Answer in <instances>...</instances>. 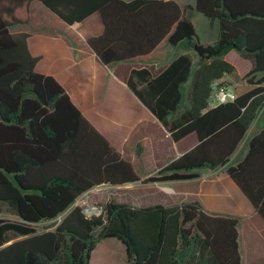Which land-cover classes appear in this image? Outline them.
I'll return each mask as SVG.
<instances>
[{
	"label": "trees",
	"instance_id": "1",
	"mask_svg": "<svg viewBox=\"0 0 264 264\" xmlns=\"http://www.w3.org/2000/svg\"><path fill=\"white\" fill-rule=\"evenodd\" d=\"M32 1L0 0V204L18 217L0 218V264H89L98 243L111 239L124 246V264H245L243 220L207 214L198 201L133 207L110 198L90 217L74 204L105 185L187 182L224 169L264 223V127L231 160L264 105V0H182L219 30L208 45L174 0H38L69 26L97 13L102 32L86 43L104 66L146 57L163 42L183 51L158 76L131 70L127 80L173 143L197 138L143 178L52 76L34 71L28 34L10 32L28 24ZM231 51L253 59L242 78L252 87L208 108L212 84L234 72L225 60ZM59 217L53 231L37 232ZM9 234L23 238L4 246Z\"/></svg>",
	"mask_w": 264,
	"mask_h": 264
},
{
	"label": "crops",
	"instance_id": "2",
	"mask_svg": "<svg viewBox=\"0 0 264 264\" xmlns=\"http://www.w3.org/2000/svg\"><path fill=\"white\" fill-rule=\"evenodd\" d=\"M174 1L183 7L186 0ZM182 16L193 22L200 34V40L205 45L218 40L219 30L212 31L213 24L202 20L187 7H183ZM10 32L28 34V51L31 56L38 58L34 71L41 75L52 76L63 87L82 115L124 159L133 165L141 178L149 171L148 167L154 166V169H158L168 160L178 157L196 144L197 138L193 134L178 143H173L161 123L127 85L131 70L146 69L154 78L183 51L174 49L163 42L146 57L104 66L86 43L87 38L97 36L102 32L99 15L94 13L83 22L69 26L38 0L30 3L28 24L14 26ZM242 58L249 61L247 72L253 67V59L251 57ZM195 61L196 58L193 57L194 64ZM219 81L228 82L236 95L252 87L246 89L248 86L232 79L231 74L225 75ZM185 96L189 98V94ZM263 127L255 131L250 129L248 136L239 145L242 147L243 154L247 150L249 139ZM168 145L175 147L176 151H168ZM137 146L141 148L139 159L135 155ZM131 147H133L134 159L131 157L132 152L129 151ZM145 160L152 162L144 165ZM201 171L197 179L187 182L151 183L147 185L154 186H149V188H145L147 185L141 183H131L125 186L133 189V186L138 184L141 187V190H138L141 191L140 196L138 199L137 196L135 197L132 206L139 203V207L157 204L169 207L198 201L207 214L241 218L243 222L239 233L243 246L248 248L251 245L259 246L262 243L264 245V223L225 170ZM149 189L157 195L154 201L146 196L150 194ZM78 199L74 205H79ZM144 202H151V204ZM0 218L18 221L15 212L1 204ZM59 220L60 217L57 220L40 222L35 226L36 230L38 233L53 231ZM9 235L10 241L4 246L23 238L13 234ZM104 241L98 243L97 246L102 245ZM107 253V249H104L103 264L112 263L113 254L108 255Z\"/></svg>",
	"mask_w": 264,
	"mask_h": 264
},
{
	"label": "rangeland",
	"instance_id": "3",
	"mask_svg": "<svg viewBox=\"0 0 264 264\" xmlns=\"http://www.w3.org/2000/svg\"><path fill=\"white\" fill-rule=\"evenodd\" d=\"M185 7H187V2L184 4ZM225 60L233 64L235 67L234 72L231 74L232 79L245 83L248 87L246 89H249L250 85L247 83L246 80L242 79L243 76L246 73V69L249 65V61L244 60L242 56H240L238 53L235 51L229 52L225 56ZM227 85H229L228 82H226ZM189 91V85H185V92ZM186 99V96L184 95V101ZM186 105V103H185ZM262 110L257 116V119L255 123L252 125L250 129H253L255 131L259 127L264 126V105L261 108ZM250 131V130H249ZM248 131V133H249ZM247 133V136H248ZM243 144V143H242ZM169 147L167 150H171L172 152H175L176 149L175 147H172L168 145ZM173 149V150H172ZM133 147L129 149L130 152H132L131 157L134 159V152L132 151ZM242 151V152H241ZM243 154L242 147L239 146L238 151L233 155L232 160L236 161L239 160ZM133 161V160H132ZM134 162V161H133ZM152 161H144L143 164L146 165L147 163H151ZM153 165V164H152ZM146 167L144 166V169ZM149 171L146 172L144 175H148V173H153L156 168L154 169V166L148 167ZM143 171V170H142ZM202 172V171H201ZM147 185V184H146ZM149 186H154V185H147L145 188H149ZM141 187L137 184L133 186V189L128 186H110V185H105L101 186L95 189L90 190L86 194H84L81 198L78 199L77 203L79 204L80 207L84 208H89L93 205L95 206H100L101 210L100 213L102 212V207L105 205V203L111 198L115 200L118 203H125L130 206L133 205L135 197L138 199L140 196ZM152 188V187H151ZM147 192V191H146ZM150 192L149 195H146L152 199V201L155 200V193L149 189L148 193ZM132 203V204H131ZM145 203V202H144ZM145 204H151V202H146ZM140 204H134L133 207H139ZM92 216V215H91ZM90 217V216H89ZM108 244V245H107ZM104 246L106 248H104ZM104 249H107V254H113V259L111 264H124L123 260L125 258V251H124V246L116 241V240H105L102 245H99L95 248V250L91 253V260L89 261V264H103V256H104ZM242 253L244 256V263L245 264H264V245L263 243L259 246L257 245H251L248 248H245V246L242 247Z\"/></svg>",
	"mask_w": 264,
	"mask_h": 264
},
{
	"label": "built area",
	"instance_id": "4",
	"mask_svg": "<svg viewBox=\"0 0 264 264\" xmlns=\"http://www.w3.org/2000/svg\"><path fill=\"white\" fill-rule=\"evenodd\" d=\"M236 96L237 95L231 86L216 81L212 84V92L208 101V108H215L220 104L231 102Z\"/></svg>",
	"mask_w": 264,
	"mask_h": 264
},
{
	"label": "water",
	"instance_id": "5",
	"mask_svg": "<svg viewBox=\"0 0 264 264\" xmlns=\"http://www.w3.org/2000/svg\"><path fill=\"white\" fill-rule=\"evenodd\" d=\"M209 59V56L207 55L205 57V61H207ZM100 210L101 207L100 206H94V207H89V208H84L83 209V213L87 216H91V215H99L100 214Z\"/></svg>",
	"mask_w": 264,
	"mask_h": 264
}]
</instances>
